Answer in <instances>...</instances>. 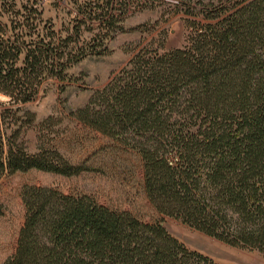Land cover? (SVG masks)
I'll return each instance as SVG.
<instances>
[{"label":"trees","instance_id":"trees-1","mask_svg":"<svg viewBox=\"0 0 264 264\" xmlns=\"http://www.w3.org/2000/svg\"><path fill=\"white\" fill-rule=\"evenodd\" d=\"M123 3L86 0L77 10L111 32L120 29ZM11 12L14 20L3 21ZM38 14L0 6V179L33 169L66 177L98 170L68 162L41 137L34 153L24 145L35 113L20 105L46 79L64 81L69 67L106 50L75 49ZM189 24L183 48L142 49L70 112L137 151L146 198L161 217L143 222L85 193L25 185L23 219L3 264H218L170 234L163 216L264 253V0L240 1L203 28Z\"/></svg>","mask_w":264,"mask_h":264},{"label":"rangeland","instance_id":"rangeland-1","mask_svg":"<svg viewBox=\"0 0 264 264\" xmlns=\"http://www.w3.org/2000/svg\"><path fill=\"white\" fill-rule=\"evenodd\" d=\"M83 1L86 0H0L1 7L13 8L19 14L36 10L40 13L41 25L45 22L59 35L71 37L75 49L86 53L106 49L102 54H88L69 67L64 81L46 79L35 98L20 105L22 110L35 113L34 124L23 133L28 152H36L40 143L38 137H41V144L52 145L68 162L98 170L70 177L34 169L3 176L0 179L3 210L0 215V264L12 252L23 219L20 192L25 185L85 193L110 208L130 211L143 222L152 223L161 217L146 198L143 167L137 151L83 127L70 112L85 105L142 49L150 55L183 48L194 32L188 26L191 21L198 25V29L203 28L221 20L243 0H122L124 3L119 8L126 14H120L122 21L116 22L121 25L120 29L111 32L78 13L77 7ZM14 14L11 12L2 17L3 21L9 22ZM38 15L33 23L38 22ZM16 19L22 20V17L16 15ZM4 100L6 97L0 95V101ZM49 116L53 120L39 128L38 125ZM162 223L189 249L218 264H264V253L255 249L228 245L168 216H163Z\"/></svg>","mask_w":264,"mask_h":264}]
</instances>
